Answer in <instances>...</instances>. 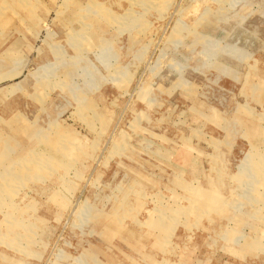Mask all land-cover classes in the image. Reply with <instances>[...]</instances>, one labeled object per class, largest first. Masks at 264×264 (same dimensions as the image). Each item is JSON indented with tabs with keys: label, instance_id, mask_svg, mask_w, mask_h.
<instances>
[{
	"label": "rangeland",
	"instance_id": "1",
	"mask_svg": "<svg viewBox=\"0 0 264 264\" xmlns=\"http://www.w3.org/2000/svg\"><path fill=\"white\" fill-rule=\"evenodd\" d=\"M0 264H264V0H0Z\"/></svg>",
	"mask_w": 264,
	"mask_h": 264
},
{
	"label": "bare ground",
	"instance_id": "2",
	"mask_svg": "<svg viewBox=\"0 0 264 264\" xmlns=\"http://www.w3.org/2000/svg\"><path fill=\"white\" fill-rule=\"evenodd\" d=\"M99 2V1H98ZM110 10V9H109ZM111 11V10H110ZM120 13V12H119ZM124 15V14H123Z\"/></svg>",
	"mask_w": 264,
	"mask_h": 264
}]
</instances>
